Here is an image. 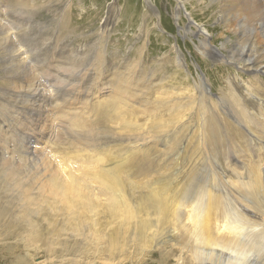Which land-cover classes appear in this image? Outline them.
Returning <instances> with one entry per match:
<instances>
[{"label":"bare ground","instance_id":"obj_1","mask_svg":"<svg viewBox=\"0 0 264 264\" xmlns=\"http://www.w3.org/2000/svg\"><path fill=\"white\" fill-rule=\"evenodd\" d=\"M180 1L193 7L194 0ZM55 15L51 0H0V73L24 74L0 77L11 91L20 89L12 98L0 87V244L10 247L0 250L11 257V247L22 241L24 250L63 256L71 264L117 258L134 264L166 246L171 251L156 264L172 256L176 264H264V167L240 175L224 168L194 131L185 133L189 120L177 123L172 113L148 119L145 113L150 125L121 96L99 99L103 49H88L85 59L78 53L65 58L66 51L55 49L65 16L54 22ZM252 51L243 50L238 62ZM134 63L127 66L139 74L129 68L131 74L118 75L115 90L135 87L142 70ZM161 64L182 72L175 55L166 54ZM189 88V106L202 111L208 98L197 99ZM56 116L69 133L58 154L60 174L51 141ZM39 175L49 177V203L59 206L50 212L55 222L39 216V201L47 198Z\"/></svg>","mask_w":264,"mask_h":264},{"label":"rangeland","instance_id":"obj_2","mask_svg":"<svg viewBox=\"0 0 264 264\" xmlns=\"http://www.w3.org/2000/svg\"><path fill=\"white\" fill-rule=\"evenodd\" d=\"M51 1L56 12L54 22L61 21L65 16L66 23L56 39L55 49L66 51L63 54L65 58L77 56L78 53L85 59L87 50L94 47L102 48L105 52L103 54L106 71L101 70L105 76L102 80L96 77L100 82L97 92L99 99L108 95L117 98L121 96L120 100H127L125 104L142 113L143 118L139 115V119L148 121L150 125H153L152 119L151 122L147 120L146 114L149 115L148 119L159 113L168 118L172 113L173 116L177 115V123L189 120L185 133L190 129L192 133L194 131L192 136L205 140L207 151L221 161L224 168L240 175L247 170L258 171L264 167V0H249V3L248 0H192L193 7L187 3L183 5L180 0H148L146 4L145 0ZM225 5L232 9L225 8ZM246 6L252 8L245 9ZM154 13H158V16ZM246 48L253 50L247 58V63L238 62V59H242L239 55L243 54L242 51ZM166 54L176 56L178 63H181L182 72H177L173 66L163 70L161 61ZM134 61L142 70L141 75H137L138 79H134L135 87L128 85L132 89L122 87L115 90L112 83L117 80L118 75L131 74L129 68H132L130 70H133V74H139L137 67L127 66V63ZM251 61L252 65L247 66ZM139 62L140 64H137ZM0 68L3 69L2 66ZM60 69L65 67L61 66ZM60 69V73L67 75L65 70ZM109 74L114 75L112 82L109 81L112 78ZM5 75L19 79L24 74L16 76L11 72L0 73V77ZM51 75L56 79L55 74ZM6 85L7 83L0 81V87L7 89L10 97L13 98L15 93L18 95L20 89L12 86L11 91ZM190 85L197 99L202 94L208 98L201 101L202 111L194 105V108L189 106L192 103V97L188 96L192 95ZM101 86L106 87L103 89ZM20 94L24 93L20 91ZM218 96L220 101L217 100ZM91 110L88 109V113H93ZM58 116L54 121L51 138L52 148L57 156L65 152V142L69 138V133L65 132L67 126L60 122V118L58 120ZM198 129H203L204 132H197ZM62 161L61 156H58L53 163L55 172L61 169ZM48 178L47 175L38 177V184H41L42 192H45L43 196L47 197L46 200L39 201L42 208L39 216L55 222L56 217L50 212L59 211V206L55 202L54 206L49 203L51 198H48V195L52 192H49ZM8 237L6 236V239ZM11 239L7 243L13 244ZM22 244V241H18L16 246L11 247L16 250L11 257L0 250V264H71L69 258L59 255L48 257L42 251L38 254L32 253L24 250ZM6 246L7 244H0V249L10 248ZM170 251V247L160 246L147 257H136L132 262L156 264L161 256ZM175 258L177 259V256H172L166 264H176ZM94 264L129 262L120 258L110 262L97 259Z\"/></svg>","mask_w":264,"mask_h":264}]
</instances>
